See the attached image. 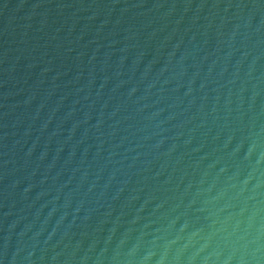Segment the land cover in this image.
Listing matches in <instances>:
<instances>
[{
    "label": "water",
    "instance_id": "95a60500",
    "mask_svg": "<svg viewBox=\"0 0 264 264\" xmlns=\"http://www.w3.org/2000/svg\"><path fill=\"white\" fill-rule=\"evenodd\" d=\"M0 264H264V0H0Z\"/></svg>",
    "mask_w": 264,
    "mask_h": 264
}]
</instances>
